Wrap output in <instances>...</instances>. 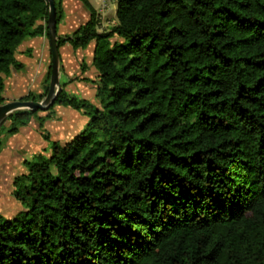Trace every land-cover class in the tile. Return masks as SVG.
<instances>
[{"label":"trees","instance_id":"obj_1","mask_svg":"<svg viewBox=\"0 0 264 264\" xmlns=\"http://www.w3.org/2000/svg\"><path fill=\"white\" fill-rule=\"evenodd\" d=\"M79 1L88 19L57 44L94 41L97 104L62 86L46 115L18 109L0 126L1 148L56 104L88 115L25 159L0 264H264V0H115L106 31ZM47 17L46 0H0V104ZM49 77L19 99H42Z\"/></svg>","mask_w":264,"mask_h":264},{"label":"crops","instance_id":"obj_2","mask_svg":"<svg viewBox=\"0 0 264 264\" xmlns=\"http://www.w3.org/2000/svg\"><path fill=\"white\" fill-rule=\"evenodd\" d=\"M61 1L63 8V17L61 21L56 25V33L58 36L71 34L76 28H78V26H80L88 19V16L83 18L84 10L81 8V5L78 2L79 0H61ZM109 9H111L110 5L108 10ZM108 10L106 11V14ZM113 12L115 13L114 9ZM94 46H95L94 41H91L89 44H87L84 47H73L69 43H64L58 47L59 60L61 65V69L59 70V79L61 84H64L63 86L64 89L69 94L72 95H76L78 91L76 90V87L73 85H79V87H81L80 91L82 93V97L80 98H84L87 100H89L87 96L89 89L86 84L87 83L86 80L91 79V72H92L91 66H93L94 70H96L95 75L97 76V81H98V72L93 64ZM15 58L23 64V67L20 70H12L11 73L5 77V87L3 91L4 102L17 99L21 96L28 94L30 91H34L38 94L41 93L43 80L49 69L51 62L48 37L45 35H40L39 39L25 38L18 46L15 52ZM95 86H97V84ZM92 94L94 95L95 98L96 88L94 90V93L92 92ZM89 95H91L90 92ZM94 104H97V102H95ZM59 106H63V105H59ZM66 107H68V113L70 111L71 115L78 114L77 112L71 111L70 109L71 107L70 108L69 106ZM43 123H44V127L50 133L49 139L41 140V138L38 137V134L36 132H35L36 135L35 138L32 136L33 131L27 133L28 130L30 129L29 122L28 124L21 126L18 129V131L14 134L18 135V134L27 133L26 136L27 138L31 139L32 136L33 138L36 139V141L39 140L42 141L41 144L44 150L40 151L41 153H48L50 140L65 141L74 135L71 134L66 138L57 137L51 131V128L48 124V120L46 119ZM37 126L38 125H36L35 127ZM65 130L66 128L63 129V131ZM25 170L23 172H25Z\"/></svg>","mask_w":264,"mask_h":264},{"label":"rangeland","instance_id":"obj_3","mask_svg":"<svg viewBox=\"0 0 264 264\" xmlns=\"http://www.w3.org/2000/svg\"><path fill=\"white\" fill-rule=\"evenodd\" d=\"M90 1V0H88ZM81 8L84 10V17L89 16L88 9L80 2ZM93 8L98 7V3L96 0H91L89 2ZM110 8L107 12V14L104 16L103 23L98 26L99 30H108L113 24V21H116L115 13L113 12V9L116 8L115 0H109ZM86 11V12H85ZM26 39H39V36H32L28 37ZM90 67V66H89ZM92 67L91 72V79L86 80V84L88 86L89 92L91 95H89V92L87 93V96L89 98L90 102H96V99L94 98V90L96 88L97 84V76L95 75L96 70H94V67ZM61 69L60 60H59V70ZM60 82V79H59ZM95 84V85H94ZM61 87L64 86V84H61ZM93 85V86H92ZM76 87L77 97H82V93L80 91L81 87L79 85H73ZM34 92V91H30ZM43 92V86L41 93ZM35 94H38L34 92ZM46 96V95H45ZM45 96L38 100L41 101L45 98ZM20 98V97H19ZM17 98V99H19ZM1 105V104H0ZM70 108V107H69ZM71 111L77 112L76 115H71L70 111L68 113V107L66 106H59L54 105L52 107V112H49L51 115L47 118L48 124L51 128V131L56 135L57 137H63L66 138L70 136L71 134H75L79 132L81 129H83L84 125L86 124L88 120V115L83 113L82 111L75 110L70 108ZM49 109L47 110H39L38 115L44 116L48 113ZM9 122H7L6 125H8ZM38 125L37 127H35ZM30 129L27 133L32 132V136L36 138L35 132L38 134V137L41 138V140H45V136L47 135L50 138V133L47 131V129L44 127V123L42 124V127L38 124V120L36 118H31L29 121ZM66 128L65 131L63 129ZM27 133L23 134H2L1 138H3V143L0 148V214L4 215L6 217H10L13 214H15L18 210L22 208L20 202L13 196V189H14V178L18 175H20L26 168L24 165L25 159H31L34 157L38 152L44 150L42 146V141H36L35 138L31 136L30 138H27ZM25 136V137H24ZM30 144H29V143ZM28 143V144H27Z\"/></svg>","mask_w":264,"mask_h":264},{"label":"water","instance_id":"obj_4","mask_svg":"<svg viewBox=\"0 0 264 264\" xmlns=\"http://www.w3.org/2000/svg\"><path fill=\"white\" fill-rule=\"evenodd\" d=\"M48 3L47 30L50 49V77L46 96L41 101L14 99L0 105V126L6 118L15 110H47L54 102L58 93L61 91L59 82V50L56 33V11L54 0H46Z\"/></svg>","mask_w":264,"mask_h":264},{"label":"built area","instance_id":"obj_5","mask_svg":"<svg viewBox=\"0 0 264 264\" xmlns=\"http://www.w3.org/2000/svg\"><path fill=\"white\" fill-rule=\"evenodd\" d=\"M98 3V7L94 8L96 11V18H97V23L98 26L103 23L104 16L106 15V11L109 8V0H96ZM116 22H113L112 24L114 25Z\"/></svg>","mask_w":264,"mask_h":264}]
</instances>
